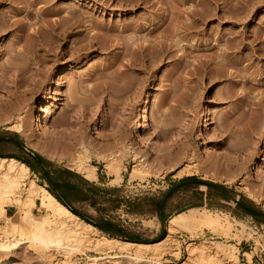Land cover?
Returning <instances> with one entry per match:
<instances>
[{"label": "rangeland", "instance_id": "1", "mask_svg": "<svg viewBox=\"0 0 264 264\" xmlns=\"http://www.w3.org/2000/svg\"><path fill=\"white\" fill-rule=\"evenodd\" d=\"M62 25L75 34L67 46L85 49L79 57H60V47L45 54L42 47L38 62L27 43L48 31L55 34ZM145 46L151 48L148 64L129 67L131 52ZM13 108L27 117L26 133L6 129L12 118L4 119ZM206 112L205 131L197 140ZM1 114L0 133L25 143L36 127L30 136L35 146L28 147L51 160L46 171L52 176L66 169L75 172L79 155H85L98 180L86 184L63 173L64 180H74L80 189L59 193L89 221L110 220L141 241L162 238L167 219L162 224L161 218L199 206L203 199L208 204L204 208L216 212L226 206L217 196L237 195L264 211V172L258 161L264 151V0H0ZM248 122L257 128L249 130ZM136 126L143 137L136 136ZM17 148L14 142L0 141V157L18 156ZM179 154L182 159H172ZM107 155L106 163L101 156ZM188 164L196 168L189 176L214 185L204 191L195 180L178 185L189 177L177 174ZM135 171L138 175L130 180ZM29 178L48 185L37 174L30 172ZM244 185L258 200L246 196ZM7 208L15 217L16 210ZM32 212L42 216L39 208ZM225 215L232 224L226 234L204 229L190 236L179 228L173 236L178 254L164 252L157 258L171 264L185 261L191 240H208L210 246L222 241L225 246L243 239L249 245H235V263H245L244 252L264 261V230L251 225L242 229ZM157 221L162 228L158 236ZM10 240L0 230V243ZM32 248L22 245L9 264H45ZM89 250L71 259L76 264H133ZM48 255L47 264L64 259L57 250Z\"/></svg>", "mask_w": 264, "mask_h": 264}, {"label": "bare ground", "instance_id": "2", "mask_svg": "<svg viewBox=\"0 0 264 264\" xmlns=\"http://www.w3.org/2000/svg\"><path fill=\"white\" fill-rule=\"evenodd\" d=\"M202 18H200L199 16V18L197 19L202 20ZM45 24L46 27H49L50 30L54 32L51 22H47ZM192 24L190 26H192ZM156 28L157 27L153 29L150 28V33L155 31ZM44 34L45 35L43 36L39 34L38 37L34 38V40L32 39L33 41L30 40V42H28L26 45L27 51L30 52L31 56L36 58L38 62L41 61V57L36 55V53H38L40 51V48L42 47L44 48V54L49 51L53 52L56 47H60V52L58 53L59 55L61 54L60 57H79L81 55L80 52L85 49V46L82 47L81 44L77 46L74 44L75 46H73L72 48L67 46L70 38L75 35L71 30V26L69 25L67 27L62 25L55 34L51 33L50 31ZM91 46L92 44H90V46L88 45V47ZM136 49L138 50H134L133 52H131L132 55L130 57V63L128 64L129 67H134V65L137 64L147 65L148 59H151L152 57H148L149 49H151L150 46L139 48L137 47ZM43 57L45 58V56ZM209 77L211 79L220 78L219 76L214 75H210ZM228 93L230 94V92ZM148 105L149 100L147 97L143 110L144 119V113L148 112ZM18 110V108H13L9 113L7 112V116H3H6L4 120L7 121L12 118V123L6 121V123H4L6 124V129L24 133L26 131V124L28 123L27 119H25L27 117H24V119L23 117H20ZM2 115L3 114H1L0 117H2ZM206 116L207 112L205 113V117L203 118L204 122H202L201 120V129L199 138H197V140L202 137L201 132L205 131L203 124L208 121L206 120ZM247 125L249 130H254L258 126V124L254 122H248ZM140 128V126H136L134 128L136 136H142ZM23 129L25 131H23ZM36 130V127H32L29 131L30 135H26L27 145L32 147L35 146L33 145V139H31L30 136H32L33 138L32 134ZM139 139L142 142V139ZM195 146L198 148L199 144L195 142ZM83 150H85L86 154V149L83 148ZM231 151L233 153H240L238 148H233ZM80 156L82 155H79V157L77 156L78 160L74 165L77 167V170L75 172L79 174L82 173V176L88 181H95L97 179L96 167L87 163L85 155L84 157ZM182 157V154H179L173 156L172 159L179 161L180 159H182ZM101 158L102 160L104 159L105 162L109 160L108 155L107 157L101 156ZM258 161H260V168L264 172V151L262 157L260 156ZM189 164L187 166L185 165V167L183 166L178 171L177 174L180 177H182L183 175L189 176L193 174L196 168H194L193 170V168L191 167L193 165L189 166ZM211 164L214 163L211 162ZM213 166L216 165L214 164ZM116 171L114 168V172ZM137 171L141 173V170ZM29 173L30 170L27 165L17 160L16 158L0 157V217L3 218V225L0 226V230L5 239H12L8 242L3 241L2 243H0V255L2 257L0 258V264H9L12 253L20 249L21 246H24L25 244H30L33 247L32 249H34V252L45 264H47L48 260L51 259L48 258L50 257V254L48 255V253L52 250H55V252L57 250L64 256V259L61 258L60 260L57 259V262L54 261L56 262L55 264H76V261H73L71 259V255L76 252L83 253L84 251H86V249H90L99 254H103L104 258H102L107 260L122 258L127 259L128 262L130 261L133 264L140 262H143L145 264H171L169 263V261L161 262L157 257L162 255L164 252H170L172 253V255L178 254V249L177 247H174L173 244V236L179 228L181 230L185 229L186 231H188L191 234H189L190 236H197V231H203L204 229L211 231L212 234H215L216 232L217 234H219L218 232L226 234L231 230V222L227 219H223V217L219 213L210 211L205 208L194 207L172 214L166 221L167 227L165 235L157 240L151 242L133 241L122 239L117 236H110L103 233L98 228L94 227L90 223H87L86 221L72 213L70 210H68L46 188L38 185L32 179H30ZM129 175V179L131 180V178L137 176L138 173H130ZM203 175L204 173L202 174V176ZM204 177H206V175H204L203 178ZM116 178L121 179V176L119 175ZM26 181H28V184H26ZM243 188L247 197L253 198L255 200L258 198L255 193L249 188V186H245ZM6 207H13L16 210V212L14 213L15 217L14 215L9 216L7 214ZM36 208H39L41 210L42 216L38 217L33 214L32 210ZM243 227L244 225L240 223V228L243 229ZM191 241L192 242H189V247L187 249V258H185V261L182 260V262L176 264H213L218 261V263H221L223 259H229V263L230 261L234 263L236 261L235 253L237 247L233 244H227L230 247L228 250L225 247L227 245L224 246V244L221 243L222 241L220 242L211 240L212 242L210 244L212 246L207 244L209 243L207 242L208 240H204L199 244L196 243V241ZM246 255L247 261L249 262L251 260V255L248 253ZM90 259L92 262L96 260L97 257L94 256Z\"/></svg>", "mask_w": 264, "mask_h": 264}, {"label": "crops", "instance_id": "3", "mask_svg": "<svg viewBox=\"0 0 264 264\" xmlns=\"http://www.w3.org/2000/svg\"><path fill=\"white\" fill-rule=\"evenodd\" d=\"M0 141L14 142L15 145L18 147L17 149H18V152H19V155L16 156V157H14V158H16L19 161H21L22 159H28V160H30L31 165L34 168H36V169L32 170L27 165V167L29 168L30 172L39 175L42 178V180H45L43 178L42 173L47 172L46 171V168H47L46 165L48 164L47 162H51L50 159H47L43 155L32 151L28 147V145L25 142L22 141V139L16 138V137H14V135H10V134L9 135L8 134L5 135V134L0 133ZM35 154L38 155V156H40V157H42V159H43V162L42 163H38V160L34 159ZM38 170H40V172ZM66 170L69 171L68 169H66ZM70 172L75 173L73 171H70ZM48 173H49L50 176H52V174L50 172H48ZM75 174L79 175V177H80V179L82 180L83 183L90 184V183L94 182V181H88V180H86L79 173H75ZM71 176L72 177H75L73 175H71ZM96 180H98V175H97V179ZM203 181H206V180H203ZM64 182L65 183L63 185L67 189L68 188H70V189H74V188L80 189V188H78V185L75 183L74 180L66 179V180H64ZM197 188L199 190H201V191H204L206 189H208V190L210 189V188H208L205 185H197ZM61 195L63 197H65L69 201V197H67L66 195H63V194H61ZM217 199H218V201L221 204H226V206L225 205H222V206H220V208H217V210H216V212L219 213L223 218L226 217L225 214H227L230 217V219L234 220L237 224H239V227H240V223H241L244 226L245 225H248V227H251L252 226V227H254L256 229H259V230H262L263 229L264 230V211L262 209H260L259 207L255 206L253 204H250V203H246L245 204L244 199L242 197H240V196H237V195L236 196H233L232 198H226L224 196H217ZM204 200L205 199H203V201L200 202V204H202V205L199 204V206H190L189 208H194V207H196V208H204V207H207L208 204L206 202H204ZM189 208H187V209H189ZM11 209L12 208H10V209L7 208L6 209L7 214H9V212L11 211ZM170 216H168V218ZM107 224H111L112 225V227H113L112 228V232L113 233H122L123 235H127V236H131V237L136 238L135 237L136 235H133V233H128L127 231H124L122 229V227H120L119 225H116L114 222H112L110 220H107V219H103L102 220V225H104V226L106 225L107 226ZM158 225H159V229H157L155 231V235L156 236L162 234V228H161L159 222H158ZM103 233H105V234L108 235V233H106V232H103ZM235 245H237L238 247H241V246H244V245L248 246L249 243H248V241L242 239L240 242H236ZM244 254H247V252H244L243 255ZM248 254L251 255V260L248 262L247 261V258H246L244 264H264V261H263V259H262V257L260 255H256L255 253H252V252L251 253H248Z\"/></svg>", "mask_w": 264, "mask_h": 264}, {"label": "trees", "instance_id": "4", "mask_svg": "<svg viewBox=\"0 0 264 264\" xmlns=\"http://www.w3.org/2000/svg\"><path fill=\"white\" fill-rule=\"evenodd\" d=\"M34 159L38 160V163H42L43 159L42 157L38 156L35 154ZM23 163H25L26 165H28L32 170L36 169L34 168L31 163L30 160L28 159H22L21 160ZM40 172V170H38ZM63 173L68 174V175H73L75 177H79V175L72 173L70 171L67 170H62L58 173H56L55 176H50L48 172H44L42 173L43 178L48 182V186L46 187V189L62 204L64 205L68 210H70L72 213H74L75 215H77L78 217H80L81 219H83L84 221H86L87 223H90L91 225H93L94 227L98 228L99 230L108 233V235L110 236H117L120 237L122 239H126V240H133V241H141L140 239H136L134 237L131 236H127V235H123L122 233H113L112 232V225L111 224H107V226L102 225V223H93L91 221H89L87 218H85V216H83L81 213H79L76 209H74L72 206H70L69 201L63 197L59 191L60 189L66 188L64 187V179H63ZM189 180H195L197 185H205L208 188H211L214 184L209 182V181H203L200 179H197L195 176H189V177H185L183 179H181L178 183V185H183L185 184L187 181ZM67 189V188H66ZM70 189V188H68ZM73 192H76L77 188L74 189H70ZM172 190V189H171ZM170 190V191H171ZM170 191H168L167 193H170ZM202 205V204H200ZM167 218L163 219L161 218L160 221L162 222V224L166 221Z\"/></svg>", "mask_w": 264, "mask_h": 264}]
</instances>
